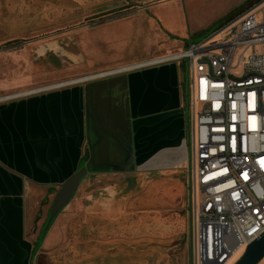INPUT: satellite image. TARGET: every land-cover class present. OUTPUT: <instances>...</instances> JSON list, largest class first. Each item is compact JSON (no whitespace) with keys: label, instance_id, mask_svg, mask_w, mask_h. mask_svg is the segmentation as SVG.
<instances>
[{"label":"crops","instance_id":"1","mask_svg":"<svg viewBox=\"0 0 264 264\" xmlns=\"http://www.w3.org/2000/svg\"><path fill=\"white\" fill-rule=\"evenodd\" d=\"M185 1L192 0L94 2L93 8L77 14L113 16L116 6L136 5L128 10L132 17L81 30L77 46L87 49L91 62L129 65L0 97V264H36L41 256L54 263V255L70 248L62 245L70 233L66 224L78 218L69 213L81 207L80 200L61 211L39 248L41 231L34 235L31 222L43 219L44 226L60 185L83 164L88 170L86 181L174 174L166 186L177 188L189 163L187 61L157 60L187 48L180 42L188 38L187 31L171 32L168 23H183ZM145 18L168 29L162 31L179 50L171 52L163 46L156 51L159 35L127 39L132 22ZM75 57L80 60L79 54ZM110 203L115 205V200H91L85 220L89 233L106 228L97 218L109 216Z\"/></svg>","mask_w":264,"mask_h":264},{"label":"rangeland","instance_id":"2","mask_svg":"<svg viewBox=\"0 0 264 264\" xmlns=\"http://www.w3.org/2000/svg\"><path fill=\"white\" fill-rule=\"evenodd\" d=\"M252 1L254 0L185 1L182 3L184 24L176 20L168 22L170 31L178 34L185 29L188 38L180 39V42L187 44L183 46L184 48L188 47L190 41L196 43L210 36L229 15L238 13ZM93 4L94 0H0V97L30 87L65 82L106 69L129 65L91 62L87 49L80 48L77 43L78 33L93 27L94 23L132 17L128 10L133 4L124 3L116 6L113 16L108 14L95 16L83 14L76 18L72 14L55 16L62 10L80 11ZM143 14L146 15V11ZM77 23L78 27H74ZM132 24L126 34L127 39L131 40L130 37L133 35L139 40L141 35L144 37L143 40L148 36L154 39V36L159 35L161 37L158 41L159 46L155 47V50L163 46H167L166 49H170L171 52L179 50V46L174 45L175 41L162 31L163 28L168 29L162 28L161 24H152L149 18L139 19ZM77 54L80 55V60L76 59ZM191 114L193 116V111ZM173 176L174 174L160 173L131 174L83 181L71 201L80 200L81 207L69 213L78 218L66 224V230L70 233L65 235L62 244L70 245V248L59 253L65 259L64 264H72V260L78 261L79 264H189L191 229L187 171L180 175L182 184L178 182L177 188L171 190L166 186V181ZM148 179L156 181L154 185L155 189H158L155 191L157 200L139 203L137 200L151 186L149 185L151 180ZM148 192L147 199L150 200L155 194L151 189ZM106 197L125 200L120 205L109 206L108 213L110 212L111 216L97 218L101 223L105 222L106 228L98 229L108 232L105 238L111 239V244L101 247L98 242L101 238L98 235L91 241L87 236L73 239L72 234L77 230H83L85 233L89 231L85 220L91 200ZM141 216H144V220L138 223ZM139 224L142 229H138ZM42 226L43 219L34 218L31 222L32 233L39 234ZM96 230L91 232L98 233L99 230ZM122 238H129L128 248L120 245L122 242L119 240ZM41 244L42 239L37 248ZM119 248H125L124 252L117 254L115 251ZM133 248L136 250H132ZM75 249L79 250L76 256L73 253ZM53 257L56 259V255ZM237 257L238 255L235 256ZM57 262L61 263L62 259ZM36 264L52 263L50 258L41 256ZM260 264H264V260Z\"/></svg>","mask_w":264,"mask_h":264},{"label":"built area","instance_id":"3","mask_svg":"<svg viewBox=\"0 0 264 264\" xmlns=\"http://www.w3.org/2000/svg\"><path fill=\"white\" fill-rule=\"evenodd\" d=\"M171 60L191 77L192 264H233L264 233V0Z\"/></svg>","mask_w":264,"mask_h":264},{"label":"water","instance_id":"4","mask_svg":"<svg viewBox=\"0 0 264 264\" xmlns=\"http://www.w3.org/2000/svg\"><path fill=\"white\" fill-rule=\"evenodd\" d=\"M191 43L192 42L190 41V44ZM123 69H127V67L121 68V70ZM48 87H55V86H45L44 88H48ZM191 99H192L191 77H190L188 61H187L186 104H187V145H188L189 155L191 152V144H192ZM87 175H88V170L86 166H82L60 185L59 190L57 191L53 203L50 207L48 218L44 226V229L42 231L43 236H46L47 232L49 231L51 225L53 224L57 216L73 200L81 183L85 180ZM188 213H189L190 229L192 233L190 188H189V197H188ZM191 248H192V239H191ZM263 260H264V233L259 238L249 243L245 251L239 256V258L233 264H260ZM190 262H191L190 264H192L191 256H190Z\"/></svg>","mask_w":264,"mask_h":264},{"label":"flooded vegetation","instance_id":"5","mask_svg":"<svg viewBox=\"0 0 264 264\" xmlns=\"http://www.w3.org/2000/svg\"><path fill=\"white\" fill-rule=\"evenodd\" d=\"M97 1H101V0H94V2H97ZM102 1H104L105 2V4L106 3H108V2H110L111 3V1L112 0H102ZM85 5H89V4H85ZM127 5V4H126ZM133 6H134V4H133ZM132 6V7H133ZM91 8H93L92 6H86L83 10H78V9H74L73 11H67V10H60L61 12L59 13V15H57V14H55V16H61V15H68V14H72V15H74L73 17L74 18H76V16H79V15H83V14H77L78 12H80V13H82V12H84V11H87V10H89V9H91ZM125 8V7H124ZM57 10H55V12H56ZM74 27H78V23L77 24H75V26ZM74 27H73V29H74ZM60 83V82H59ZM54 84H58V83H54ZM54 84H50V85H54ZM146 178V177H145ZM148 180H151L150 181V184L149 185H151V186H149V188L145 191V193H144V195L140 198V199H138L137 201H139V203L140 202H142V203H146V202H149V201H153V200H157V196H156V194H155V191L156 190H158V189H155V185L154 184H156V181L155 180H153V179H148ZM166 188V187H165ZM153 190V192L152 193H154L155 195H153V197H152V199H150V200H148L147 199V196H149L148 195V191L149 190ZM164 189V188H163ZM78 192V191H77ZM151 193V194H152ZM77 194V193H76ZM150 194V195H151ZM114 199V198H113ZM115 200V205H120V203L123 201V202H125V200L123 199V200H116V199H114ZM112 204L110 203L109 204V206H111ZM113 206V205H112ZM109 215L111 216V214H110V212H109ZM144 216H141L139 219H138V223H139V221L141 220V221H143L144 220V218H143ZM179 218H181V217H179ZM183 219V218H182ZM183 223H184V220H183ZM178 224H180V221H178ZM181 227V226H180ZM138 229H142V227L140 226V224L138 225ZM108 232L107 231H104V230H99L98 231V233H92V232H86L85 233V231H79V230H77L75 233H73L72 235L74 236V237H76V238H83V237H88L89 238V240L91 241V240H95V235H98V237L99 238H101V239H98L99 241L98 242H100L99 244H100V246L101 247H104V246H109V243L111 244V242H112V240L111 239H106L105 237H106V234H107ZM128 239L129 238H122V240H119V241H121L120 243V245H122V246H124V247H126V248H128L127 246H128ZM107 240H111V241H107ZM96 241H97V239H96ZM114 244V243H113ZM126 245V246H125ZM75 246H77V245H75ZM75 246H73V248L75 247ZM97 247V246H96ZM101 250V249H100ZM124 250H125V248L124 249H121V248H119V250H116L115 252L118 254V253H120L121 251H123L124 252ZM132 250H136V248H133ZM76 253H74V256H76L78 253H79V250L78 249H75L74 250ZM114 252V253H115ZM96 255V254H95ZM59 259H62V264H64L65 263V259L62 257V255L60 254L59 256H57L56 257V260H55V262L54 263H52V264H61L60 262H57V261H59ZM72 262V264H79V262L78 261H75V260H72L71 261ZM191 262H190V260H189V264H190Z\"/></svg>","mask_w":264,"mask_h":264},{"label":"bare ground","instance_id":"6","mask_svg":"<svg viewBox=\"0 0 264 264\" xmlns=\"http://www.w3.org/2000/svg\"><path fill=\"white\" fill-rule=\"evenodd\" d=\"M78 79H72V80H68L67 82H73V81H77ZM61 83V82H60ZM60 83L58 84H54V85H48V86H56V85H59ZM27 91L25 92H20V93H15L13 95H19V94H23V93H26ZM3 98V97H2ZM1 99V98H0ZM238 255V254H237Z\"/></svg>","mask_w":264,"mask_h":264},{"label":"trees","instance_id":"7","mask_svg":"<svg viewBox=\"0 0 264 264\" xmlns=\"http://www.w3.org/2000/svg\"><path fill=\"white\" fill-rule=\"evenodd\" d=\"M229 16H231V15H229ZM229 16H228V17H229ZM228 17H227V18H228ZM82 166H84V164H83ZM82 166H81V167H82ZM45 224H46V222H45ZM45 224H44V226H45ZM44 226H43V228H42V230H41V233H40V236H39V241H40V239H42V241H43V239L45 238V236L42 235V231H43V229H44Z\"/></svg>","mask_w":264,"mask_h":264}]
</instances>
